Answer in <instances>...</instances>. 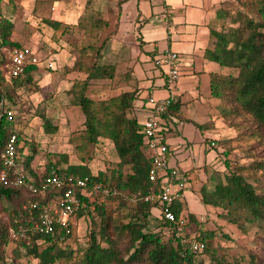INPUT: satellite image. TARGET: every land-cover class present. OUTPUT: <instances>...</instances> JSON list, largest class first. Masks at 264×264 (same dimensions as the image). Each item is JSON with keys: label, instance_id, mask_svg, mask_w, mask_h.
Here are the masks:
<instances>
[{"label": "trees", "instance_id": "obj_1", "mask_svg": "<svg viewBox=\"0 0 264 264\" xmlns=\"http://www.w3.org/2000/svg\"><path fill=\"white\" fill-rule=\"evenodd\" d=\"M235 3L244 8H234ZM252 10L256 12L255 16L251 14ZM219 16L223 20L222 26L211 30L214 47L206 50L208 59L226 69L225 72L212 74V94L219 100L216 118L237 129L233 140L252 159L242 164L226 157L228 172L213 174L214 187L203 186L200 195L205 204L219 209L220 216L241 228L245 229L249 223L264 228V0H229L219 10ZM80 19L84 21V17ZM45 23L54 29L63 26L62 21L49 18ZM14 28L12 20L0 15V174L5 169L1 154L11 136V125L4 108L17 110L15 103L20 89L35 83V73L40 65L28 64L18 77L9 75V52L21 46L13 38ZM114 73L113 65L95 64L87 78L75 81L69 90L73 94L72 102L80 106L86 115L87 141L97 145L100 137L110 139L118 156L114 164L95 173L88 163L93 156L88 155L80 163H69L67 167L49 163L40 171L32 164L37 148L20 131V141L24 142V146L19 148L17 165L30 180L41 183L56 166L70 174L89 176L92 181H102L117 188L116 194L104 196L100 203L90 202L78 211L79 219L89 221L87 245L73 248L69 243L74 236L71 233L35 230V223L39 221L38 211L31 216L24 203L27 204L29 199L47 201L54 190L34 194L25 185L4 184L0 179V206L9 213V226H0L1 264H14L6 253V247H14V260L24 252L37 259V264H56L63 260L72 261V264H204V260L199 261V254L194 253L188 244L166 238L159 216L156 217L160 230L150 229L149 219L156 207L145 199L151 186V161L144 150L141 122L136 113L132 115L140 91L123 92L101 109L95 108L94 100L87 95L93 78L113 77ZM177 103L178 100L162 114L165 128L169 124L168 117L176 113ZM102 110L104 116L99 117ZM42 119L45 131L51 133L55 128L51 119L46 114H42ZM194 123L198 128L205 129L213 126L215 121ZM218 141L213 140L214 145L217 146ZM24 148H28L27 153H24ZM60 157L68 162L67 154ZM20 162L25 169H20ZM13 176L10 170L9 177ZM97 196L101 197L100 194ZM86 200H89L88 197ZM92 203L94 210L90 207ZM109 203L112 204L108 208ZM173 210L178 217L183 216V202L177 200ZM189 221L196 225L197 239L207 242V239L215 237L216 231L204 228L203 221L194 214L189 215ZM11 229L16 231V237ZM209 251L205 246L201 253ZM210 256L208 264H264V254L257 250L249 251L246 263L213 253Z\"/></svg>", "mask_w": 264, "mask_h": 264}, {"label": "rangeland", "instance_id": "obj_2", "mask_svg": "<svg viewBox=\"0 0 264 264\" xmlns=\"http://www.w3.org/2000/svg\"><path fill=\"white\" fill-rule=\"evenodd\" d=\"M233 7L244 8L237 3ZM164 8L162 3L154 0H0V15L15 24L14 40L21 45L31 46L41 60L35 73V83L20 89L15 103L19 129L37 148L32 164L38 170L42 171L49 163H60L59 166L67 167L69 163H80L91 155L93 157L88 163L96 173L118 160L110 139L100 137L97 145L87 141L86 115L80 106L72 102L73 94L69 90L75 81L87 78L92 66L99 64L115 66V73L113 77L91 80L87 95L94 100L95 108L101 109L123 92L140 91L142 78L148 75L149 67L154 65V60L146 51L151 49L148 41H160V48L168 45L167 40L160 39L166 34H163L162 29L165 20L162 14L166 12ZM251 14L255 16L256 12L252 10ZM82 17L83 22L80 21ZM47 18L62 21L63 26L54 29L45 23ZM135 112L136 105L132 115ZM42 114H46L55 127L51 133L44 129ZM137 114L142 116V112ZM103 116L102 110L99 117ZM214 127L217 130L202 131L188 120H177L167 125V130L173 131L178 139H185L183 149L176 148L171 161L179 158L181 151L188 148L191 157L198 163V149L203 135L220 140L217 147L211 143L210 150L213 154H217L218 150L220 152L223 164L218 173L228 172L226 157L242 164L252 159L233 140L237 129L228 126L221 118L217 119ZM61 154L68 155V162L60 157ZM171 163L169 159V165L174 166ZM19 167L25 169L21 162ZM195 171L197 173L198 168L194 169V174ZM213 184L210 182V187H207L212 189ZM183 203V216L189 220L192 212L203 221L204 228L216 231L215 237L207 239L211 252L199 253V261L204 260V264H208L210 253H213L226 256L231 261L246 263L250 250L264 254L262 226L249 223L243 229L230 222L219 215V209L202 201L199 190L188 191ZM111 204H108V208ZM2 207L0 226L7 227L9 213ZM159 212L155 207L149 219L153 231L160 230L156 217ZM89 228L86 219L75 222L74 236L69 241L73 248L87 245ZM187 228L193 235L196 225L189 221ZM13 248L6 247V253L14 264H37V259L24 252L14 260ZM56 264H72V261L63 260Z\"/></svg>", "mask_w": 264, "mask_h": 264}, {"label": "built area", "instance_id": "obj_3", "mask_svg": "<svg viewBox=\"0 0 264 264\" xmlns=\"http://www.w3.org/2000/svg\"><path fill=\"white\" fill-rule=\"evenodd\" d=\"M163 17L167 19L168 13H163ZM1 38L0 33V40ZM9 57L8 68L11 77L22 75L28 64H40L41 61L36 50L29 45L14 47L10 50ZM154 60L155 65L166 74L168 95L165 97L149 95L145 105L148 115L141 122L144 150L151 161L149 170L151 186L145 199L159 209L158 216L162 221L166 238L188 244L194 253L199 254L207 246V242L197 239L195 233L192 235L187 228L189 223L187 217H178L173 210L174 203L185 197L191 176L186 170L169 165L171 149L165 139L166 122L162 117L167 108L178 100L179 83L183 74L180 67L181 55L169 49L156 56ZM4 112L11 125V136L6 141L1 154L5 169L2 170L0 179L4 184L25 185L34 194L44 193L49 189L54 190L49 200L29 199L26 204L31 216H35L38 211L39 221L35 223V230L43 233L60 230L66 234H74V224L79 219L78 211L86 208L90 202L100 203L104 196L116 194L117 188L102 181H92L89 176L79 177L70 174L56 166L52 167L50 175L41 183L30 180L17 165L20 157L19 148L24 146V142L20 141L17 111L4 108ZM1 117L2 112H0V119ZM27 152L28 148H24V153ZM10 170L13 172V177H9ZM98 194L101 197H98ZM90 207L92 210L95 209L93 203ZM11 232L14 237L17 236L14 229H11Z\"/></svg>", "mask_w": 264, "mask_h": 264}, {"label": "crops", "instance_id": "obj_4", "mask_svg": "<svg viewBox=\"0 0 264 264\" xmlns=\"http://www.w3.org/2000/svg\"><path fill=\"white\" fill-rule=\"evenodd\" d=\"M149 1L152 2L153 0ZM154 1L159 4L162 3L165 6L166 12L168 11V18L163 17L165 20L162 19L165 28V30L162 28L163 34L165 32L166 34L160 38L167 40L168 45L160 48V43H158L160 41L151 39L148 41L151 49H146V51L152 61L166 50L170 49L179 52L181 55L180 67L183 72L179 83L176 113L168 117V123L170 124L177 120H188L203 124L212 120L215 121L214 125H217L216 114L219 100L212 94L211 80L213 73L225 72L226 69L218 62L208 59L206 57V50L214 47L211 30L213 28L220 29L222 26L223 20L219 16V10L229 0ZM160 10L162 11L163 9L161 8ZM142 40L145 41L144 39ZM153 62L154 65L149 67L148 75L144 76L139 84L141 88L140 96L136 100L137 103L135 102V113L140 122L148 115L145 105L149 95L156 97L168 95L166 74L160 67L155 65V60ZM152 69L156 70L153 71ZM137 112H142V116L139 117ZM214 125L210 128L202 129V131L207 129L215 130ZM164 133L166 142L171 149V164L186 170L191 176L189 187L185 191V197L181 200L183 202L188 191L193 189L200 191L205 185L210 187V182L213 184L212 175L218 173L223 161L219 150L217 154L210 152L212 149L211 143L213 144V140L215 139L205 135L202 136L199 145L198 163L191 157L192 153L188 148L181 151L179 158L171 161L176 148L178 150L183 149L185 139H178L174 135V132L168 131L167 128ZM195 168H198L197 173L195 171L196 175L193 172ZM191 214L193 213L191 212Z\"/></svg>", "mask_w": 264, "mask_h": 264}]
</instances>
